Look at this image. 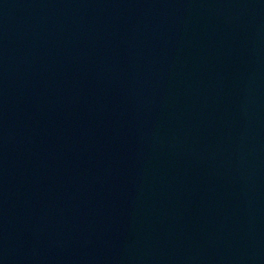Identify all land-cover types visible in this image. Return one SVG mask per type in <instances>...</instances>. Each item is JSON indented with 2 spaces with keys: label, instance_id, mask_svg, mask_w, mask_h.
I'll return each instance as SVG.
<instances>
[{
  "label": "water",
  "instance_id": "95a60500",
  "mask_svg": "<svg viewBox=\"0 0 264 264\" xmlns=\"http://www.w3.org/2000/svg\"><path fill=\"white\" fill-rule=\"evenodd\" d=\"M0 264H264V0H0Z\"/></svg>",
  "mask_w": 264,
  "mask_h": 264
}]
</instances>
